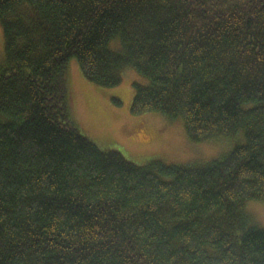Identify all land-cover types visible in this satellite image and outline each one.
I'll list each match as a JSON object with an SVG mask.
<instances>
[{
	"label": "trees",
	"instance_id": "obj_1",
	"mask_svg": "<svg viewBox=\"0 0 264 264\" xmlns=\"http://www.w3.org/2000/svg\"><path fill=\"white\" fill-rule=\"evenodd\" d=\"M0 26V264H264L245 208L264 203V0H0ZM70 58L101 87L133 69V114L232 146L101 148L73 120Z\"/></svg>",
	"mask_w": 264,
	"mask_h": 264
},
{
	"label": "rangeland",
	"instance_id": "obj_2",
	"mask_svg": "<svg viewBox=\"0 0 264 264\" xmlns=\"http://www.w3.org/2000/svg\"><path fill=\"white\" fill-rule=\"evenodd\" d=\"M110 44L115 49L120 45L117 39ZM3 54L0 26V62ZM134 80L146 82L145 77L125 68L119 85L101 87L82 75L75 58L67 63L66 81L73 120L101 148L117 150L138 164L153 159L180 163L207 161L230 149L234 140L224 136L199 142L190 140L182 118L171 120L158 112L133 114L130 108ZM245 208L252 219L264 226L263 202H247Z\"/></svg>",
	"mask_w": 264,
	"mask_h": 264
}]
</instances>
